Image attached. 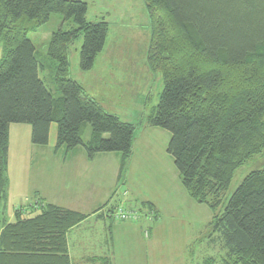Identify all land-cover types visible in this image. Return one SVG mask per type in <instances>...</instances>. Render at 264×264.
Returning a JSON list of instances; mask_svg holds the SVG:
<instances>
[{"label": "trees", "instance_id": "1", "mask_svg": "<svg viewBox=\"0 0 264 264\" xmlns=\"http://www.w3.org/2000/svg\"><path fill=\"white\" fill-rule=\"evenodd\" d=\"M144 3L150 23L146 65L163 83L147 123L170 133L166 151L182 187L211 210L210 240L225 252L221 263L264 264V168L249 171L225 195L235 171L264 151V0ZM87 10L81 0H0V264H72L67 234L89 216L37 198V209L20 206L14 221H6L10 124L30 125V142L46 146L55 123L54 152L82 147L88 160L119 154L118 181L132 156L135 125L106 112L69 77L73 41L82 38L84 71L105 45L108 22L88 21ZM52 13L71 23L53 31L47 46L56 63L54 92L39 77L44 64L28 38ZM143 207L146 218H158L149 201L139 203V213ZM91 259L111 264L108 256Z\"/></svg>", "mask_w": 264, "mask_h": 264}, {"label": "rangeland", "instance_id": "2", "mask_svg": "<svg viewBox=\"0 0 264 264\" xmlns=\"http://www.w3.org/2000/svg\"><path fill=\"white\" fill-rule=\"evenodd\" d=\"M81 1L87 3L88 21L104 18L109 28L104 48L90 70L84 71L79 67L82 38L69 45V77L77 81L86 95L99 102L106 112L135 125L133 153L118 182L111 177L110 171L96 164L95 177L85 184L82 179L71 180L72 177L69 179L60 174L56 178L60 183L59 189L66 186L67 192H58L53 198L54 203L81 212L101 207L98 211L101 213L111 208L112 217L119 206L134 209L139 207V201L147 199L156 204L159 217L151 224L156 227L154 237L144 234L150 222L143 215L148 208L143 207L144 212L139 213L142 220L127 222L129 232L127 235L119 234L113 249V264H202L209 257L213 259L212 264H222L225 252L217 240H210L211 210L195 202L182 187L173 159L166 151L170 133L147 123L163 83L161 76L149 71L146 65L150 23L144 0ZM70 25V22L62 24L61 15L52 13L45 24L36 31L28 32V38L35 47V56L44 64L39 77L51 91L56 63L47 56L50 35L58 28H69ZM30 132L28 124H10L7 157L9 186L4 204V216L9 221L13 220L14 210L20 206L37 209L38 203L33 194L36 185L43 183L44 165L40 163V156L31 158V150L36 145L30 142ZM50 133L49 145H52L55 123L51 124ZM89 133L90 127L86 124L82 134L84 140ZM65 154L61 149L56 159L62 162ZM107 165L108 168L113 167L112 164ZM262 168L264 151L235 171L225 195L228 197L249 171ZM47 179L50 180V176ZM109 223L111 221L107 219L106 225ZM112 223L122 224L113 219ZM85 226L89 230H83ZM100 231L102 233L101 221L96 227L93 218L83 223L80 233L94 236L93 242H83L82 247L87 246L83 249L84 255L98 253L95 243L100 240H95V232L99 234ZM72 241L76 244L80 238L74 237Z\"/></svg>", "mask_w": 264, "mask_h": 264}, {"label": "crops", "instance_id": "3", "mask_svg": "<svg viewBox=\"0 0 264 264\" xmlns=\"http://www.w3.org/2000/svg\"><path fill=\"white\" fill-rule=\"evenodd\" d=\"M51 127V125H50ZM50 127H49V137H48V143L46 146H33L32 150H31V158L40 156V160L43 165H44V170H43V183H41L40 185H36V190L34 191V196L35 198H40L42 201L45 202H49V203H54L53 198H55V196H57L56 194H58V192L63 191V193L67 192V188L66 186H62L59 189V180H56V178H59L60 174H62L63 176H68L67 178H71V180L76 179H82V183L85 184L88 180H92L95 177V164L98 166H101L102 168L107 169L108 171H110L111 173V177L117 180V175H118V170H119V159H120V155L117 153H99L97 154L92 160H88L86 158L85 152H83V148L82 147H76L75 149H73L70 152H66L65 157L63 159L62 162H60L59 160L56 159V156L58 154V152L61 151L58 150L57 152H54L53 148L55 145V135L56 133H54L53 135V140H54V144L49 145V141H50ZM9 129H10V125H9ZM10 137V136H9ZM82 148V149H80ZM8 151H9V143H8ZM8 151H7V157H8ZM107 164H112L113 167L112 168H108ZM7 165H8V161H7ZM48 166V167H47ZM80 166V167H78ZM49 169L48 173H47V169ZM41 169V168H40ZM47 176H50V180L47 179ZM8 186H9V180H8ZM8 186H7V195L8 196ZM80 192H82V189L79 190ZM35 199V201H36ZM141 201H149L151 204L154 205V208H156L157 213H158V217H159V210L156 206V204L154 202H152L151 200L147 199V200H141ZM139 201V203L141 202ZM139 206V205H138ZM62 207V206H61ZM66 208V207H65ZM110 209V208H109ZM134 209H138L134 208ZM94 210L96 209H91V211L89 212H81V213H85V214H89V216L82 221L80 224L76 225L75 227L71 228L67 234V242H68V253H69V258L71 260V263H77V264H83V263H88V264H100L99 262H95L93 261V259H91V257L93 256H108L111 259V264H113V249L115 248V242L119 236V234L124 235L129 232L128 228H127V222H140L142 220V218H138V220L136 221H124L122 222V224H116L113 225L112 223V219H111V215L110 212L107 213L101 211V213L99 212H94ZM101 214V215H100ZM110 215V216H109ZM5 217V216H4ZM95 219V227L96 224L101 221L102 223V233L101 231L99 232V234H97L95 232V240H100L99 243H95V249L98 248V253H95V255L91 254V255H87L83 253V249L85 250L87 248H83L82 244L84 241L87 242H93L94 241V236H87V235H82V233H80V231L82 232V225L83 223H85L86 221H88L89 219ZM145 220H148L150 222L149 225H147V227L144 230V234L147 237H154L155 233H156V227L153 228L151 226V224H154L155 221L157 220H150L147 219L144 216ZM6 219V217H5ZM107 219L111 221V223H109L108 225H106L107 223ZM7 222H12L14 221V214H13V220L9 221L6 219ZM83 230H89V228L87 226H85L83 228ZM71 235V240H70V236ZM108 235V236H107ZM80 238V241L77 242L76 244L72 241L73 238ZM90 237V238H89Z\"/></svg>", "mask_w": 264, "mask_h": 264}, {"label": "built area", "instance_id": "4", "mask_svg": "<svg viewBox=\"0 0 264 264\" xmlns=\"http://www.w3.org/2000/svg\"><path fill=\"white\" fill-rule=\"evenodd\" d=\"M117 210V211H116ZM116 214L115 216L111 217L114 219V221L120 222V221H136L139 218V211L135 209H128L123 207H117L116 208Z\"/></svg>", "mask_w": 264, "mask_h": 264}]
</instances>
